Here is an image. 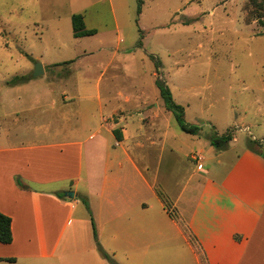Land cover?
I'll list each match as a JSON object with an SVG mask.
<instances>
[{"label": "crops", "instance_id": "crops-1", "mask_svg": "<svg viewBox=\"0 0 264 264\" xmlns=\"http://www.w3.org/2000/svg\"><path fill=\"white\" fill-rule=\"evenodd\" d=\"M57 64L42 76L62 83L70 76ZM86 82L70 95L38 89L35 108L0 109V213L12 232L0 264H110L81 199L116 264H264V154L235 138L215 150L202 129L177 132L172 113L153 112L145 94L122 93L102 76L90 89ZM28 86L12 85V103ZM157 113L160 122L143 120Z\"/></svg>", "mask_w": 264, "mask_h": 264}, {"label": "rangeland", "instance_id": "rangeland-1", "mask_svg": "<svg viewBox=\"0 0 264 264\" xmlns=\"http://www.w3.org/2000/svg\"><path fill=\"white\" fill-rule=\"evenodd\" d=\"M136 8V0H0V109L35 108L38 89L70 95L81 81L90 89L102 76L122 93L145 94L148 108L159 112L167 110L159 82L185 109L187 123L204 120L203 135L256 140L264 154V139L257 140L264 135L263 0H142L140 14ZM73 14L96 34L74 38ZM37 63L46 70L60 63L59 73L70 78L34 77ZM18 84L29 86L12 103ZM34 115L22 125L31 126ZM156 117L143 120L163 118ZM184 148L198 152L192 142Z\"/></svg>", "mask_w": 264, "mask_h": 264}, {"label": "trees", "instance_id": "trees-1", "mask_svg": "<svg viewBox=\"0 0 264 264\" xmlns=\"http://www.w3.org/2000/svg\"><path fill=\"white\" fill-rule=\"evenodd\" d=\"M137 2V8L136 12L137 14H140L141 12V6H142V0H136ZM264 3V0H263ZM71 24H72V35L74 38H83V37H89L96 34V30L94 29H87L85 27V23L83 20V16L80 14H73L71 16ZM70 62H65V64H68ZM158 62H155V68L157 70L158 68ZM158 89L160 91L161 97L164 101L165 108L170 111L179 127V129L188 135L192 136H200L201 128L196 125L189 124L184 119V110L183 107L176 104L169 92V89L159 82H157ZM119 130L114 129L113 135L117 141L121 140V136L119 134ZM206 139L209 141L210 145L215 150H223L228 146V143L232 140L231 133H225L222 135H218L217 133H211L206 136ZM247 147L254 151L255 147L259 146V142L256 140L248 139L246 143ZM258 153V152H257ZM17 184L20 187L24 186L21 184L20 181H17ZM81 202L84 204L86 210L88 211V215L90 217L91 225H92V232H93V240L96 244V247L98 251L101 253L104 259L108 261L110 264H116L99 246V243L97 241V235H96V229L94 222L91 218V213L88 208L87 201L85 199H81ZM12 242V232H11V219L8 216L3 215L0 213V244H10ZM7 261H13L12 259H8Z\"/></svg>", "mask_w": 264, "mask_h": 264}, {"label": "water", "instance_id": "water-1", "mask_svg": "<svg viewBox=\"0 0 264 264\" xmlns=\"http://www.w3.org/2000/svg\"><path fill=\"white\" fill-rule=\"evenodd\" d=\"M43 74L44 71L42 65L40 63H37L34 67L33 76L38 77V76H42ZM66 195L68 198H73L74 196L72 192H67Z\"/></svg>", "mask_w": 264, "mask_h": 264}, {"label": "built area", "instance_id": "built-area-1", "mask_svg": "<svg viewBox=\"0 0 264 264\" xmlns=\"http://www.w3.org/2000/svg\"><path fill=\"white\" fill-rule=\"evenodd\" d=\"M192 159L193 160H196V161H200L201 160V157L200 156H197V155H193Z\"/></svg>", "mask_w": 264, "mask_h": 264}]
</instances>
